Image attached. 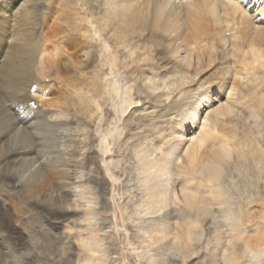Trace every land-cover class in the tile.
I'll list each match as a JSON object with an SVG mask.
<instances>
[{
  "label": "bare ground",
  "instance_id": "bare-ground-1",
  "mask_svg": "<svg viewBox=\"0 0 264 264\" xmlns=\"http://www.w3.org/2000/svg\"><path fill=\"white\" fill-rule=\"evenodd\" d=\"M6 24L9 48L0 59V230L8 222L34 230L41 217L77 213L74 221L83 226L75 246L83 254L76 263L117 259L108 260L107 248L99 245L104 227L94 215L97 195L82 162L89 137L79 118L102 110L98 78L117 100L112 102L117 115L130 108L132 86L118 78L122 68L149 93V105L133 124L137 140L129 146L143 174L132 212L116 201L104 213L110 210V224L137 264H264V190L260 184L244 187L245 198L232 206L222 185L230 159L242 169L264 163V54L255 42L264 38V0H0V29ZM70 70L84 77L85 87L58 82ZM208 76L211 81H205ZM209 82H219L217 95L210 107L197 104L203 109L198 119L189 105ZM52 84L59 100L44 101ZM66 93L73 95L70 101ZM59 129L64 131L57 143L51 134L56 138ZM123 130L115 123L100 132L110 194L118 177L106 157L114 154L110 144ZM54 175L59 184L49 183ZM25 198L35 211L16 219L9 209ZM70 222L63 223L65 233ZM203 231L206 238L199 243ZM0 242V264L26 263L2 236Z\"/></svg>",
  "mask_w": 264,
  "mask_h": 264
},
{
  "label": "rangeland",
  "instance_id": "rangeland-1",
  "mask_svg": "<svg viewBox=\"0 0 264 264\" xmlns=\"http://www.w3.org/2000/svg\"><path fill=\"white\" fill-rule=\"evenodd\" d=\"M5 2H7V4H9L10 6L11 4L13 5V3L17 4V2L15 1L14 2L5 1ZM247 3L248 1L246 2V4ZM7 25L8 24L4 25V27L0 29V46H1L0 49H2V52L0 54V59L3 56H5L6 51L9 48V44H8L9 38L7 39V31L9 30V28L7 27ZM209 33L211 35L212 31L209 30ZM208 37H210L209 34L207 35V38ZM249 42H250V35L248 38L245 36L241 44L245 47ZM255 42L260 47V52L264 54V38H261L259 36V38L255 40ZM172 66L174 65L172 64ZM169 70H171V68H169ZM119 71L122 73L124 72L122 76L119 74L120 76L118 77L122 82V84L127 83L130 84L129 85L130 87L132 86L130 90V96L132 98L133 103L130 106V108L131 107L133 108L131 109L129 108L122 115L120 114L117 115L112 107L113 106L112 102L117 100L116 99L111 100V98L106 94L105 80L103 78L97 79L96 83L99 85L97 87L100 89V91H102V95L100 97V101L101 100L103 101V103H101L102 110L97 111L90 119L79 118L80 122H83V125L86 126L89 137L86 144L84 143L86 149L84 152L82 162L84 164L88 177L91 180V186L93 187V190L96 192L97 195L98 204L96 206L94 205V211L96 212L94 214L96 223L97 225H101L104 227L103 232H100V235L98 236L100 247L107 248L108 250L107 253L109 254V258H111L108 260L112 261L114 258H117L114 262H111L110 264H137V258L135 257L134 254L129 252L125 243H123V239H122L123 236L118 233V230L112 228V224H110L111 223V218L109 215L110 210L106 213H104V210H108L109 208L115 209V207L113 206V202L117 201L119 205L124 206L125 208L127 207L126 209L127 212L131 213L132 212L131 210L133 209L135 202L140 197L139 194L140 190L138 189L137 180L139 177L141 179L143 173H141L139 169L136 167L138 163L135 159H134L135 161H133L132 158L134 157L131 156L129 149L131 147V144H134L136 142L137 140L136 135L139 134V128L137 130L133 129L134 126L133 124L134 122L137 121L135 119L137 117H142L141 113H143V107H147L149 105L150 99L148 98V94H149L148 91H146L145 88H143L142 86H139L140 85L139 80H135L131 78V76L126 77L125 76L126 70L122 68H120ZM147 74L149 76H153V72L146 73V75ZM61 75L64 76L58 82L62 83L63 80H69L71 84L78 86V88H82L86 86V82H84V79H82L84 77H77L79 75L76 71L70 70L68 74L61 72ZM2 80H3V75L2 73H0V86L2 85L3 82ZM170 80H171L170 82L173 81L172 79ZM205 81H211V78H209L208 76L206 77ZM56 86L57 85L54 84L51 87L52 90L48 92L46 96H44L43 98L44 101L56 102L59 100V94L57 92ZM168 86H172V84ZM35 89H39V88H35ZM163 91L166 92L167 94L170 93L169 89H163ZM38 93L41 94L42 91L40 90ZM173 93L175 94V92ZM39 94H36V96H39ZM174 94H170L171 100L166 99V101L169 103H171V101H174L175 99ZM66 95L67 96L65 98H67L68 101H70L73 98V95H68L67 93ZM214 95L217 94L215 93ZM62 96L63 94H61V97ZM14 108H18V107L14 105ZM115 123L118 126H124V130L120 136L114 137L112 142L110 140L111 142L110 147L115 149V151L112 156L106 157L107 161L110 162L109 165L111 169L113 170L114 173H116L118 177V181L116 182V190L113 192V194H110V190H109L110 184L107 180L105 181L104 177H106V175H105L103 163L101 161L102 156L100 152V132H107L108 129L113 128V124ZM127 129H129L128 132ZM57 131L59 132H56L57 134L56 138H54L55 131H53L54 133L51 134V137L52 140L55 139V142L58 143V133L64 130L59 129ZM69 133L70 135L69 136L67 135V137L68 138L73 137L72 134H74V132L68 131L67 134ZM57 147L58 146H56L53 150H56ZM231 161L232 160L230 159L228 163L225 164L226 166L224 167L225 170H223L222 185L224 184L223 187L227 189V194L229 198L231 199V201L234 202L232 203V206H236L237 202H239V200L243 199L244 197V196L242 197L241 195L243 194L245 195L243 190L244 187L252 188V187H256L257 185L259 186L260 184L261 185L260 188L264 190V163L263 164L260 163L258 165H250L249 167H247V169H242L243 168L242 166L235 165V163ZM57 177L58 176L54 175L53 178L49 181V183L54 181ZM55 181L56 184H59L58 183L59 180H55ZM50 186L46 185L45 190H49ZM45 190H42V192H44ZM109 195L112 196L110 201H108ZM101 205L107 207L105 208L100 207ZM9 210L12 212L13 217L15 216L16 213L15 218L20 219L22 217L20 213H23L25 211L28 212V210L34 212L35 208L33 206V203L30 202L29 199L25 198L24 200H22L20 207L18 206V204H16L13 208L11 207ZM252 210L258 212L259 208L257 206H254L252 207ZM115 214H116V210H115ZM79 215L80 214L77 213H68L67 215L65 214L62 216H55L50 218L48 217L47 219L41 217L38 219L39 221L35 220L36 225L33 226V228H35L34 230L25 228L23 225H18V223L17 225L13 226V224L8 222L6 228H2L0 230V241L2 236L6 244H9V248L11 247V249H13L15 252H18V254L21 253L20 258L26 260L25 264H77L76 263L77 258L83 254V251L75 246L76 244L74 239L75 235H77V233L83 226L80 220L74 221L75 217L77 218ZM66 218H68V220L71 221L70 222L71 230L68 233L67 232L65 233V231H63L64 230L63 223L66 220ZM129 224H128L129 232L130 233L134 232L136 226L133 225L131 226V224L130 225ZM200 237H199L200 238L199 243H202L203 240L206 238V231H203ZM100 239H102V241H100ZM41 243H44V247L42 246L40 247ZM47 244L49 245V247L47 246ZM121 247L122 249H124L123 250L124 263H122L123 258L119 259L120 256L118 257V252L121 250ZM0 248H1V242H0Z\"/></svg>",
  "mask_w": 264,
  "mask_h": 264
},
{
  "label": "snow or ice",
  "instance_id": "snow-or-ice-1",
  "mask_svg": "<svg viewBox=\"0 0 264 264\" xmlns=\"http://www.w3.org/2000/svg\"><path fill=\"white\" fill-rule=\"evenodd\" d=\"M20 2H22V0H20ZM244 6L247 7V5ZM197 83H199V81H197ZM218 86L219 82L207 83L196 96V98L192 101V103L189 105L188 111L195 113L197 115V118L199 119V117L203 115V109L201 108L200 110H197V104L199 103L204 107H210L211 103H214L213 95L216 93ZM185 115H187V113H185ZM181 119H183V117Z\"/></svg>",
  "mask_w": 264,
  "mask_h": 264
}]
</instances>
